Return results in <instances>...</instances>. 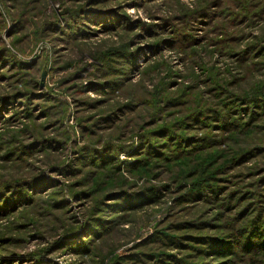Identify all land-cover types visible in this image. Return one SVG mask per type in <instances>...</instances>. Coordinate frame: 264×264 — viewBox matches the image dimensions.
Here are the masks:
<instances>
[{
	"label": "rangeland",
	"instance_id": "374dc122",
	"mask_svg": "<svg viewBox=\"0 0 264 264\" xmlns=\"http://www.w3.org/2000/svg\"><path fill=\"white\" fill-rule=\"evenodd\" d=\"M0 264H264V0H0Z\"/></svg>",
	"mask_w": 264,
	"mask_h": 264
}]
</instances>
